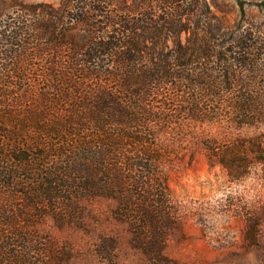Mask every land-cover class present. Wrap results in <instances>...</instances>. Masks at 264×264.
<instances>
[{
  "label": "trees",
  "instance_id": "1",
  "mask_svg": "<svg viewBox=\"0 0 264 264\" xmlns=\"http://www.w3.org/2000/svg\"><path fill=\"white\" fill-rule=\"evenodd\" d=\"M194 144L264 174V0H0V264H121L124 240L170 264L168 170Z\"/></svg>",
  "mask_w": 264,
  "mask_h": 264
},
{
  "label": "rangeland",
  "instance_id": "2",
  "mask_svg": "<svg viewBox=\"0 0 264 264\" xmlns=\"http://www.w3.org/2000/svg\"><path fill=\"white\" fill-rule=\"evenodd\" d=\"M23 1L58 4L60 0ZM194 129L199 135L217 138L231 130L224 124L209 122L198 123ZM192 150V155L175 161L168 170L171 191L181 206L165 248L170 264H264V174L231 180L200 145L194 144ZM96 206L104 211L108 203L98 201ZM248 210L260 220L263 236L258 243H251L244 236ZM106 228L125 233L124 227L114 223L102 227ZM66 231L61 234L70 236L77 247H86L88 237ZM121 244V264H153L129 248L125 240ZM75 264L91 262L79 260Z\"/></svg>",
  "mask_w": 264,
  "mask_h": 264
}]
</instances>
